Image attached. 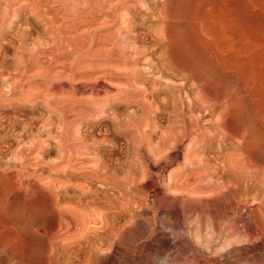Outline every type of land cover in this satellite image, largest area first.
Segmentation results:
<instances>
[{
	"label": "bare ground",
	"instance_id": "1",
	"mask_svg": "<svg viewBox=\"0 0 264 264\" xmlns=\"http://www.w3.org/2000/svg\"><path fill=\"white\" fill-rule=\"evenodd\" d=\"M150 1L152 4H149V0H0V42H2L3 48L6 46L12 50V65L10 68L7 67V71L5 70L6 76H4L5 78L2 77V85L0 86V108L5 107V104H1L5 101H13V103L20 104L19 106H27L30 109L41 106L40 112H38L40 125L34 130L36 133L33 134L35 135L30 142L17 144L18 149L29 150L36 145L39 146L38 150L44 147L45 144L41 140L40 135L42 134L40 133L45 132L51 135L53 126L50 117L53 115L56 116L59 124L55 131L57 133H54L53 136H55V140L56 138L58 140L55 143L59 147V159L63 160L64 164L73 162L71 159L72 148H70L71 150L67 149L65 145L67 143H61L67 131L65 123H67L66 120L69 121L67 119L69 116L74 117L77 114V116L83 114V116H89L88 119L93 118L95 122L106 120L110 124L113 134L115 133L122 140V147L120 145L118 150V154L120 153L122 158L120 160L114 158L112 163H107L100 154V147L106 140L101 141L102 143L98 140L93 142L95 153L91 156L92 164L87 166L86 172H89L86 179L92 181L94 185L93 187L90 186L91 188H86L85 184L82 186L80 184L81 187L78 186V188L79 190L81 188V194L80 197H77L79 190L74 188L76 186L73 183L74 190L78 191L77 194L75 192L77 202L69 204L68 201L67 204L66 201L65 204L55 197L61 196L59 194L61 192L55 194L54 197H51L53 195L51 193L47 204H44L45 206L38 211L43 219L39 223L29 222L26 224V233L22 228L14 230L16 231L15 234H12L13 231L5 232L4 226L5 228L9 227L7 224L13 222L9 221L6 224L5 219L0 218V223L4 221L6 224L2 225L0 234L3 231L9 234L5 237L7 241L8 236L15 235L13 242L12 239L9 243L4 240L7 247L4 248L10 250L11 254L17 246L19 248V245L23 243V237H26L29 245L27 246L30 248V253L27 254L30 255L29 258L25 256L26 254L24 255V252H21L25 245L24 247L21 245L20 251L18 248L16 249L27 259L22 257L21 260H29L28 263L24 261L25 264H172L176 261L177 255L179 256L177 253L179 250H175L177 245L186 250L191 246L183 237L185 232L182 231L183 229L180 230L182 234L179 236L181 237L173 239L174 230L180 228L182 220L187 214H205L208 212L207 214L213 218V222H211L213 224L210 226L213 227V231L211 228L209 229L213 235L212 232L218 231L222 213L226 209H223L216 202L215 197L220 193L232 195V202L229 200L231 198L228 197L227 201L231 203L227 205L234 214L243 210L244 212L250 210L249 205L256 200L264 205V166H262L263 169H260L257 166L260 163H256L258 160H264V147L259 144L260 141H263L264 144V117L263 114L261 116V112H259L260 116L256 115L252 106L253 94L255 93L252 79H246L243 75L245 77L243 83L238 84L239 80L243 78L239 75V69H235L234 64L228 69L227 66H222V63L227 62L224 61V63L221 59L219 63L218 60L221 57L218 59L217 53L215 55L209 51L212 47L203 52L207 53L208 50V58L203 60L205 61L204 64L203 61L200 62L204 65L203 68L199 67L197 70L194 68V70L189 69L190 66L187 69L184 68L185 66L180 67L181 64H174L172 62L173 53L176 50L177 53L182 51H178L181 48H174L175 51L173 52V37L171 35L174 30L171 33L167 31L171 34L169 35L165 30L168 24H164L162 27L165 32H162V29L158 31L157 28L158 21H164V23L169 21V11L167 12L170 5L169 0ZM171 13L170 11L169 14ZM112 27H115L116 30L109 32ZM140 29L141 31L145 30V32H139ZM141 34H148V36L151 34L150 36L156 44L162 43V50L159 52L157 62L153 61L149 52L153 51L151 47L156 44H150V47L143 40L138 41ZM174 43L178 44L176 40ZM170 53L172 57L169 56ZM186 54L188 55L187 52ZM175 55L174 57H176ZM183 56H179V58ZM189 58L194 60L192 55L188 56ZM183 63H186V60ZM218 63L219 66L216 65ZM228 64L231 65L229 62ZM228 67L230 66L228 65ZM110 69H113L114 73L109 74ZM99 70L103 71V74L93 77V73ZM35 76L37 79L43 80L42 82L50 81V84H42L41 82L40 86L44 85L46 89L44 87L42 89L38 86L39 84L36 86L28 83L31 86L27 85V82H31ZM58 80L68 83L67 88L61 90L67 93L66 97L58 96L56 89L60 86H53L51 83ZM78 81L80 84H77ZM89 82L95 83L94 85L91 84L93 85L91 87ZM88 85L92 88L89 90L90 96H88L90 98H77L75 87H80L82 90ZM110 89H114L115 93L109 95ZM100 93L103 94L102 98H100ZM32 112L30 111V113ZM34 114L36 115V113ZM34 114L32 113L33 116L31 117L37 118L38 121L39 118ZM20 123L22 124V122ZM20 123L18 122V125ZM30 123L21 125V130L18 133L23 132L24 134L29 130L30 134L32 132L31 127H34ZM17 127L20 126L16 125L13 128L16 129ZM106 128L107 126H105ZM258 128L260 131L262 129L263 132L261 131L262 133L257 136L255 133L258 132ZM107 130L108 128L104 132ZM256 130L257 132H255ZM15 133L17 134V132ZM72 138L76 139L75 137L70 139L72 140ZM107 143L117 144V142L113 143L109 139ZM55 149L58 153L57 147ZM23 151L20 154H24ZM83 151L81 153L79 151V153L82 154ZM16 152L18 153V151ZM20 154L18 153L17 156ZM37 155H33V158ZM17 156L15 155L16 158ZM257 156L259 157L257 158ZM15 157L12 158L13 161ZM22 157L17 159L20 160ZM24 158L27 160V157ZM35 158H39V156ZM56 158L57 164H54V170L60 165V162L58 163L60 160L58 157ZM20 161L21 164H24L22 160ZM25 161L23 159V162ZM262 161L261 163L264 165ZM82 163L84 162L82 161ZM172 163L176 165L175 170L169 169ZM27 177L31 178L30 176ZM45 183L43 187L49 184ZM9 184L11 185V183ZM7 185L6 182L4 188H7ZM17 187L20 188V185ZM26 188L28 187L26 186ZM54 188L53 190L57 189ZM70 189L67 190L70 192ZM10 192L8 195L12 194V191ZM71 192L70 195L75 196ZM3 195L6 196L7 194H0L2 197ZM26 195L28 194L26 193ZM81 197L84 198L80 200ZM24 198L26 199V197ZM40 199L42 201V198ZM27 204L23 206L27 207ZM260 205L262 206V204ZM11 211L14 212L15 210ZM28 211L31 215L36 216L37 211H34L33 207ZM260 212L263 215L264 212ZM19 213L21 212L19 211ZM23 214L24 212L19 218L22 219L26 215ZM247 214L250 213H246V216ZM255 214L257 213L253 215ZM251 215H249L250 219L251 217L261 218L258 214L254 217ZM0 217H2L1 214ZM257 218H254L256 222L259 220ZM251 221L249 219L243 220L245 226L243 223L242 225L247 227L246 225H250ZM44 222L47 224V228L43 225ZM207 222L209 221L207 220ZM262 222V231L257 229V226L261 227L260 221V223L257 222L259 225L256 224V230L254 228L249 234L246 232L247 229L241 231L240 227L238 230L240 232L238 234L237 231L236 234L238 235L235 237L240 236L241 241L243 238H249L246 242L253 240L255 246L257 241L255 239H258L257 243L264 244V221ZM207 224L204 223L203 225ZM254 224L252 223L250 226ZM203 225L200 224V227ZM200 227L198 230L201 229ZM134 228L139 233V237L137 233V238L133 237L134 232V234L131 233ZM205 229L208 230L207 227ZM205 229H201L203 233ZM4 232L3 235H5ZM204 234L203 236L198 234L195 237L196 241L199 239L198 236L200 238L202 236L204 240L209 238L205 237ZM192 236L194 237V234ZM191 237L190 239L193 238ZM215 237L218 236L215 235ZM0 238L2 240L0 242L3 244V238ZM12 238L14 237L12 236ZM195 238L193 239L195 240ZM19 240H22L21 244H19ZM18 241L19 245L17 244ZM207 241V245L205 244L203 249L209 251L213 246L210 241ZM227 242L223 245L226 246ZM197 243L199 244V240ZM208 244L211 245L210 249ZM222 247L220 245V250H223ZM1 250H3V246ZM189 250L191 252V249ZM181 251L179 253L183 252ZM194 251L192 250V252ZM201 252L203 253V251ZM214 254L218 257L223 255H218L215 251ZM18 255L20 256V253ZM15 256L18 258L17 255ZM220 257L222 258V256ZM220 257L218 259L221 261ZM10 258V262H3L13 264L15 257L11 256ZM219 260L218 262H220Z\"/></svg>",
	"mask_w": 264,
	"mask_h": 264
},
{
	"label": "rangeland",
	"instance_id": "2",
	"mask_svg": "<svg viewBox=\"0 0 264 264\" xmlns=\"http://www.w3.org/2000/svg\"><path fill=\"white\" fill-rule=\"evenodd\" d=\"M169 3H170V5H171V3L173 5V6L172 5L170 6L168 4L169 5V8H168V10L166 9L167 12L169 11V13H170V11H171L173 13V15H172V13L171 14L168 13V17H169V21L170 22L168 20L165 21V23H164V21L163 22L158 21L159 24L157 25V28L159 29L158 31H160L162 29L161 30L162 32H165V30H166V33H168L169 31H170L169 33H171L174 30L172 32V35L168 33L169 35H171L173 37V52L175 51V49H178V48H181V49H178V51H181V50L182 51L180 53H177L176 52L177 50H176L173 53V57L177 53L178 54V58H177V54L175 55L176 57L173 58L172 57V54L170 53L169 56L172 57V62L174 64L176 63L177 65L178 64L179 65L181 64L180 67H182V66L184 67L185 66L184 68H187V67L190 66L191 68L189 67V69H194L195 68L197 70V68L199 69V67H202L203 68L204 65H202V63H200V62H202L203 60H205L206 57L208 58V55H207L208 50H207V53H203V52H206V51H204L205 49H208V48L212 47L213 49L210 48L209 51L213 52L214 54L217 53L218 59L221 57L220 60H218L219 63L221 62V59H222L223 62L225 61L227 63L228 62L231 63V65L228 64L230 67H228L227 63H225V62H224L225 64L222 63V66H225V67L227 66L226 68L228 69V68H231V66H233V64H234V67L236 66L235 69H237V70L239 69L238 70V71H240L239 72V75H240V77H243V78H241L239 80V83L238 84H242L243 81H244V79H245V77H246V79L247 78L252 79L251 82L253 81L252 84H254L253 86L255 87V89H253L255 93L253 94V104H252V106H253V109H254L256 115H259L260 116L259 112H261V116L263 114V117H264V0H169ZM149 4H152V1L149 0ZM168 5H167V7H168ZM171 7H172V10H170ZM164 24H166V25L168 24L166 26V29L165 30L162 28L164 26ZM159 26H160V28H159ZM170 27L171 28L173 27V29H171ZM114 30H116V28L115 27H112L109 32L114 31ZM205 30H207V31H205ZM139 32H141V33L143 32L144 33L145 30L141 31V29H140ZM174 32L175 33L178 32V33L175 34ZM179 34H180V37H179ZM150 35L148 36V34L147 35L141 34L140 35V38H138V41L141 42L143 40V42H145L146 45H148V46L151 47V45L153 43L154 44H156V43H155V41L153 40V38ZM144 39H146V40H144ZM174 40H176V42L178 44H175L174 43ZM224 42H226V43H224ZM2 45H3L2 42H0V76H1L0 77L1 78L0 79V86L2 85V83H1L2 82V77L6 76L7 67L10 68L11 65H12V63H11L12 62V56H11L12 55V50L9 47L7 48L6 46H4L5 48H3ZM180 45H181V47H179ZM161 46H162V43L161 42L158 43V44H156V45H154V47H156L157 49L154 48L153 45H152L151 50H153L155 53L153 51H149L148 50L151 53V54L150 53L149 54L152 55L151 57H152V59H153L154 62H157L156 60L158 58V55L160 54L159 52L162 50L161 49ZM218 46H219V48H218ZM158 47H160V48H158ZM182 48L184 49V51L185 50L186 51L184 52ZM7 49H9V50H7ZM225 51H227V52H225ZM186 52L188 53V55L186 54ZM191 55H192V58L195 61L194 60L192 61L191 58L188 59V56H191ZM219 55H221V56H219ZM179 56H183L184 58L183 57H180L179 58ZM236 57H237V59H236ZM248 57H249V59H248ZM175 58H177V59H175ZM178 59H180L179 62H177ZM185 60H186V63H183V62H185ZM204 62L205 61H203V64H204ZM219 63L216 64V65L219 66ZM7 65H9V66H7ZM113 71H114L113 69H110V71H108V73L109 74L114 73ZM102 72L103 71L99 70V71H96L95 73H93V75L92 74L91 75L93 77H96L97 75L100 76ZM34 78H36V79H34ZM34 78H33V80H31V82H27V85L28 86L36 85V84L37 85L39 84L38 86L41 85V82L43 80H40L39 78L37 79L36 76ZM106 78L108 79V77H106ZM241 80H242V82H241ZM79 82L80 81H78L77 84H80ZM222 82H223V79H222ZM28 83L31 84V85H29ZM45 83L46 84H48V83L50 84V81L42 82V84H45ZM51 83H52L53 86L54 85L55 86H60L59 88L57 87V89H56L58 91L57 92V95L58 96L61 95L60 97H62V98L64 96L66 97L67 93L65 91H61V90L62 89L65 90L67 88V86H68V83H66L64 81H60V80H58L56 82H51ZM94 83L91 82L90 85L91 84L94 85ZM93 85H91V87ZM40 87H42V89H44V88L46 89V87H44V85H42ZM91 87L88 85L85 88L86 90L85 89H82L81 90L80 87L79 88L78 87L77 88L75 87L74 90L76 92V97L77 98H81V99H86V97L87 98H90L89 97L90 96V94H89L90 91L89 90L92 89ZM0 89H1V87H0ZM114 93H115V90L114 89H110V91H109L108 94L109 95H112ZM79 95H80V97H79ZM102 95L103 94L100 93V98H102L101 97ZM1 104H3V105L5 104V107L4 108H2V107L0 108V176H1L0 177V190L2 188L1 191H3L2 193L0 191V194L2 195V194L5 193L7 195L6 196L3 195L4 198L2 196H0V199L3 198L2 200H0V204H4L2 206L0 205V208H1L0 209V214L2 216L0 218L5 219V223L6 224L9 221L10 222H13V223L12 224L11 223L7 224V226H9V227L11 226L12 228L11 227L10 228L9 227H6L5 228L4 225H6V224H4V221H1V223H0V229H2L3 226H4V229L3 230L6 229L5 232H7V233H10V231L11 232L13 231L12 234L13 233L15 234L16 231H14V230H18L20 228H22V230L26 233L27 232V228H26L27 225L26 224H28L29 222L39 223L41 221V219H43V218L41 217L42 215L38 213V211L40 210L41 207H44L47 204V201L50 199V196L52 194L53 195L51 197H54L55 194L57 195L59 192H61V193H59L61 196H58L57 195L55 197L59 198V200L61 202H64L65 204H66V201H67V204L69 202H70L69 204H72V203L77 202V197H80V194H81V191L80 190H81V188H80V190L78 188V186H80V184H81V186L85 184L86 188H91L90 186L93 187L94 184L92 183V181L90 182L89 179H86L87 176H88L87 173L89 172V171L86 172V170H88L87 166H90L92 164V161H90V160H91L92 154L95 153L94 144H93V142L95 140H98L100 142L101 141L103 142L104 140H106V141H104L105 143L102 144V146H101L102 149L100 147V154H101L102 158L105 161H107V163L114 162L113 161V160H115L114 158H116V159L118 158L119 160L122 158V156L120 155V153L118 154L119 146L121 145V147H122V140L119 139L118 136L115 133L113 134V131L110 128L111 127L110 124L106 120H101V121L99 120V122L98 121L95 122L93 118L92 119H88L89 116H86V115L83 116V114H81V116H80V114H79V116H77L78 114L76 116H74V117L71 116L72 118L69 116L70 119L67 118L69 121L66 120V122L67 123L69 122L68 124L70 126L67 123H65V125L67 127V131H66L67 134L65 133V137H63L64 138L63 139L64 141L61 140V143H64V142L67 143V144L64 143L66 145V148L67 149L72 148V151H71V159H72V161L74 163L71 162V163L64 164V161L63 160L61 161V159H59V149H58L59 147L56 144L58 140H57V138L55 140V136H53L54 133H57L55 131L57 130L56 128L59 125L58 124V120H57V118H56L55 115H53V117H50L51 118L50 121L52 122V126H53L52 127L51 135H48L45 132L40 133V134H42V135H40L41 136V140L43 141V143L45 144L46 147L44 146L45 148L42 147V148H39V150H38L37 148L39 146L37 147V145H36V147L31 148L32 150L31 149H29V150L27 149V150H24L23 151V149H21L24 154H20V153H22V151L20 149H18L19 148V146H18L19 143L20 142L21 143L30 142V140L32 139L33 135H35V134H33L35 132L34 130H36L39 127V125H40V117H38V112H40L39 110H40V107L41 106H37V107H35L33 109H30L27 106H19L20 104L13 103V101H5V102H2ZM8 104H11V105L10 106H7ZM30 111L31 112L33 111L32 112L33 114L36 113V115L35 114L34 115L39 118V120H38L39 122L37 121V118L35 119V118L31 117L33 115H32V113H30ZM52 118H53V121H52ZM158 118H160V117H158ZM18 122L19 123L22 122V124L20 123L18 125ZM27 122L28 123L31 122L32 123V124L30 123L31 126L34 125V127L32 126L33 128L31 127V130H32V132H30L31 135L29 134V130L26 131V133L24 132L25 135L23 134V132H20V134H19L18 132L21 130V125H25V124H27ZM53 123H54V125H53ZM16 125L17 126H20V127H17L16 129L13 128L14 126L16 127ZM105 126H107V128H108L107 132H104L107 129V128L105 129ZM109 128H110V130H109ZM13 131L17 132V134L15 132L13 133ZM111 131H112V134H111ZM261 131L263 132L262 129H261ZM261 131H260V128H258V132L256 130L255 132H257V133H255V134L258 136L260 133H262ZM107 133H109V134H107ZM43 134H44V136H43ZM22 135H23V138H22ZM26 135H28L29 137H27ZM55 135H57V134H55ZM76 135H79V136H76ZM51 136H52V138H51ZM24 137H26V138H24ZM48 137H49V141H48ZM53 137H54V139H53ZM71 137H75L76 139L72 138V140H71L70 139ZM103 137H105L106 139L103 138ZM16 139H18V140H16ZM50 139H53V141H50ZM78 139H80L81 141L80 140L78 141ZM108 139L111 142H113V143L114 142H117V144L116 145L115 144L114 145L113 144H108L107 143ZM111 139H113V140H111ZM17 141H18V143H17ZM45 141H46V143L48 142L47 145L50 146L49 148L46 145ZM262 142L260 141L259 144L262 147H264V144ZM55 147H57L58 153L56 152ZM74 149H75V151H73ZM13 150H15V151H13ZM44 150H45L46 153L44 152ZM16 151H18V153L20 154L19 156H17L18 153ZM26 151H27V153H25ZM79 151H80V153L83 151V153L85 152V154H83V153L80 154ZM33 152L36 155L38 154L37 156H39V158H35L37 156H34V158H33V155H35ZM13 153H14V155H13ZM12 155H13V157H15V155H16L18 159H19V157L23 156L20 160H22V163H24V164H21V161L18 160L16 157H15L16 160L14 158V161H13ZM72 155H73V157H72ZM77 155H78V157H77ZM117 155H120L121 157L120 156L118 157ZM24 157H27V160L28 161ZM55 157H58V160H60V161H58V163L60 162V165H59V167L57 169L54 170V164L55 165L57 164L55 162V160H57V158L55 159ZM258 157L259 156H257V158ZM41 158L43 159V161H41L42 160ZM257 158H256V160H258ZM23 159H24V161L26 160L27 162L26 161L23 162ZM259 159H261V158H259ZM9 160L10 161L12 160V161L10 162ZM52 160H54V161H52ZM82 161L84 163H82ZM261 161L260 160L256 161V163H258V162L260 163V164H257L258 168H260V169L262 168V166H264L261 163ZM34 162H36V163H34ZM53 162H55V163H53ZM262 162H264V160ZM68 164H69V166H68ZM81 165H82V167H81ZM61 166H63V167H61ZM70 166H71V168H69ZM52 167H53V169H52ZM76 167H78V168L76 169ZM171 168H172V170H175L176 169V165H173V163H172V165H171V167L169 169H171ZM27 176H30L32 179L34 178V180H31V178H28ZM9 179L11 180V182H9L10 181ZM20 179H21V181H20ZM37 180L41 181L42 183L43 182L44 183L47 182L50 185L48 184L47 186L43 187L44 186V183L42 184L40 182L41 183L40 184L39 181H37ZM2 181H3V183H2ZM30 181H33L34 183L33 182H30ZM62 181H64V182H62ZM6 182L8 183L7 188H9V189L4 188V187H6ZM15 182H16V184H15ZM18 182H19V185H20V188L21 189L19 187H17V186H19L18 185ZM26 182H28V183H26ZM51 182H53V183H51ZM87 182H89L92 185H90ZM9 183H11V185ZM47 183H45V184H47ZM54 183H55V185H54ZM73 183H74V186H76V187L73 186ZM24 184H26L25 187H23ZM29 184H30V186H29ZM34 184L36 186H38V187L40 186L39 187L40 189L38 187L35 188L36 186ZM70 184H72V185H70ZM9 185H10V187H8ZM26 186L29 189L26 188ZM52 186H53V188L55 187L54 189L57 188L58 191H56L57 189L56 190H53ZM61 187H63V188L61 189ZM73 187L75 189L78 188V190H79V192L77 191L79 193L77 197H76L77 192H76V190H74ZM30 188H31V190H30ZM64 188H66V189H64ZM6 189H7V191H6ZM24 189H26V190H24ZM27 189L29 190V192H27L28 191ZM46 189L47 190L49 189V190L47 191ZM67 189L68 190L70 189V192L73 191V192H71V194H73L75 196L70 195V192ZM19 190L24 191V192H20ZM40 190L41 191L43 190V191L41 192ZM59 190H63V191H59ZM10 191H12V194L11 195L10 194L8 195V193ZM64 191H65V193L67 192V194H65ZM25 192L28 195H26ZM30 192H31V194H29ZM32 192H33V195H32ZM49 192H50V194H49ZM75 192H76V194H75ZM20 193H22V194H20ZM44 193H45V196H43ZM18 194H20V195H18ZM30 195H31V197H30ZM38 195H39V197H38ZM5 197H7V198L5 199ZM24 197H26V199ZM61 197H63V198H61ZM73 197H75V198H73ZM228 197L231 198V199H229ZM40 198H42V201H40L41 200ZM82 198H84V197H81L80 200ZM44 199H46V200H44ZM215 199L217 200L216 202H218V204L220 206H222L223 209L226 208L225 211H224V213H222V218H221V222H220L219 227H218V231H214L215 233L212 232L213 235L215 234L218 237H215V235L213 237V235L211 234V232H209L210 231L209 229L211 228L210 226L213 224V223H211V222H213V218L211 217L210 214L209 215L207 214L208 212H206L205 214L204 213L203 214L202 213H198V214L197 213L196 214L190 213V214H187L184 217V219L182 220V223H181L180 228L179 229L177 228V229L174 230V232H173V239H175L177 237L180 238L181 236H179V235L182 234L180 232V230L183 229L182 231H185L183 233V237H184V239H186V242L189 245H191V246H189V248H187V250H188L187 251L186 249H183V248H181V246L177 245V247H175V250L176 251L179 250L177 252L179 254V256L177 255V257H179V258L176 257V259H175L176 261L172 262V264H182L183 261H184L183 264H186V263L188 264L189 262H190L189 264H207V263L208 264H211V263L212 264H216V263H218V264H264V248H263L264 247L263 246L264 244H262L261 242H260L261 244L259 242L257 243L258 239H255V241L257 240L256 241V246H255V242L253 240H250L252 244L250 243V241H247L246 242V240H249V238L248 239L247 238L246 239L243 238L244 241L243 240L241 241V237L240 236H239L240 238L238 236L235 237V235H238L239 234L240 231H238V230L240 229V227H241V231L247 229L246 232L249 234L252 230H254V228L256 230V226L259 225V224H257V222L260 223V221H261V223H260V226L261 227L259 228V226H257V229H258V231H260V230L262 231L263 225H261V224L263 223L262 221H264L263 220L264 219V216H263L264 215V213H263L264 212V208H263L264 205H263V203H261V202L259 203V202H257V200L256 201L254 200L256 203L253 201L254 203H252V204L249 205L250 207H248V208L250 210H245V212L243 210V211H240V212L234 214L230 209H228L229 208V205H227V204H230L232 202V195L231 194L220 193L217 197H215ZM228 199L231 200V202L230 201L228 202L227 201ZM44 201H46V202L44 203ZM1 202H3V203H1ZM24 202H25V204H24ZM39 202H41V203H39ZM225 202H227V203H225ZM15 203L16 204L19 203L17 207H16V204ZM27 203H29V204H27ZM26 204H27V207L26 206L24 207L23 205H26ZM260 204H262V206ZM35 205H36V207H35ZM37 206H39V207H37ZM2 207H4V208H2ZM32 207L34 208V211H37L36 216L35 215H31L30 212L28 211ZM17 208H19V209H17ZM22 208H23V210H22ZM25 209H27V210H25ZM246 209H247V207H246ZM254 209H256L258 211L260 209V211H263L262 212L263 215L261 214L260 211L258 212V211L254 210ZM3 210H4V212H3ZM11 210H15V211L13 212ZM19 211L21 213L24 212L23 215L26 214L25 216H23L22 219L19 218V216L21 215V213H19ZM9 212H10V214H9ZM12 212H13V214H12ZM251 212L252 213L253 212L254 213H257L261 218L254 217L257 214L253 215L254 213L252 214ZM246 213H250V214H247L248 217L246 216ZM238 214H240V215H238ZM241 214H242V216H241ZM251 214L253 215L254 218H257L259 220H257V222H256V220L254 218L251 217V219H250L249 218V215H251ZM14 216H16V217H14ZM32 216H34V217L32 218ZM244 216H245V218H244ZM262 216H263V218H262ZM194 217H195V219H194ZM247 219H249V221L252 220V221L256 222L257 225L254 224V222L251 221L250 222V225L253 223L255 226L254 225H252V226L246 225L247 227H244L245 226V223L243 222V220L246 221ZM6 220H8V221H6ZM207 220L209 221V222H207L208 224L206 223ZM240 220H242V221H240ZM25 221H26V223H25ZM199 223L201 224V226L204 223L207 224L205 226L208 228V230L205 229L206 227L204 225H203V227H200V224ZM242 223L244 224V226L242 225ZM43 225L46 226L47 224H45V222H44ZM198 226L201 229L203 228V230L205 229V231H206V232L204 231L205 234L203 233V231L201 229L200 230L202 232L200 230H198L199 229ZM13 228H15V229H13ZM45 228H47V226ZM212 228H211V230L213 231ZM132 230L133 231L131 233H133V232L135 233V235L133 237L137 238L136 236H137L138 230H136L135 228L132 229ZM187 231H189V233H187ZM3 232H1V234H0V237L3 238V241L5 240L6 243L11 242V239H12V242L14 241L13 239H15V235H12L11 234L14 238H12V236H8V238H7L8 241H7L5 239V237L7 235H9V234H7V233L4 232L5 235H3ZM218 232H220L219 235H218ZM236 232L238 234H236ZM231 233H233L234 235H232ZM193 234H194V237L192 236ZM198 234L199 235H202V236L204 234L205 237H209V238H205L204 237L205 240L206 239L207 240L209 239L208 241L206 240L207 242H209L210 240H213V239L215 240V241L214 240L213 241H210L211 242V245L213 246L211 250L206 251L205 249H203V247H205L206 241L204 239H202L203 238L202 236H201V238L198 236V238H199L198 239L199 240V244L200 243L201 244L199 245L197 243L198 240L196 241V238L195 237ZM1 235H3V236H1ZM187 235H188V237H187ZM189 236L190 237L192 236L193 238H195V240L192 237L191 238L193 240L190 239ZM231 236H232V238L235 237L236 239L233 238V240H232ZM138 237H139V233H138ZM23 239H24V241L22 243V240ZM23 239L21 241L19 240L20 243L18 241L17 244L18 243L19 244L22 243L21 245H23V247L25 245V248H26V246L28 245V241H27L26 237L25 238L23 237ZM25 239H26V241H25ZM0 240H1V238H0ZM17 240H18V238H17ZM201 240H202V242H200ZM5 241L3 242V244H2V242H0V245H1L0 248L1 249H2V246H3V250L0 249V251L3 252V253L0 252V258H1L0 259V264H3L5 262H7V263L10 262V260H11L10 257L11 256L12 257L13 256L15 257L13 260L18 261V262L13 261L14 262L13 264H25V263H28L29 262V260L26 261L27 260L26 257H23V254L21 253V252H24V255L26 254L25 256H28L27 254H28V252L30 250V248L28 247L29 245L25 249V248H22V246L18 244L19 245V248L17 246L16 249L18 248V250L20 251L21 250L20 247H21L22 248L21 252H19L18 250L15 249V251H17V252L13 251L12 252L13 254H11V251L8 250V249H6L7 247L5 246L6 245ZM204 241H205V243H204ZM227 241H230V242H227ZM232 241H234V242H232ZM235 241H237V242H235ZM252 241L254 242V244H253ZM225 242H227L226 246L223 245V244H225ZM240 242H242V243H240ZM24 243H27V244H24ZM249 244H251V245H249ZM211 245H209V247H208L209 249L211 248L210 247ZM220 245H221V247L223 245V247H222L223 250H220L221 249V248H219ZM227 246H228V248H227ZM4 247H6V248H4ZM176 248H179V249H176ZM214 248H215V250H214ZM216 248H217V250L219 252L216 250ZM189 249H191V252H190ZM197 249H198V251H197ZM200 249H202L201 251H203V253L201 251H199ZM192 250L193 251L195 250L196 252L195 251L192 252ZM180 251L183 254L182 253H179ZM214 251L216 253H218V255L223 254V255H220V256H222V258L219 256L221 258V261L218 259L219 257L214 254ZM18 253H20V256L18 255ZM193 253L196 254V255H194ZM7 254H8V256H7ZM14 254L17 255L19 259L16 258V256ZM197 255L198 256L201 255L200 256L201 258L198 257ZM202 255L207 256V257H204ZM29 256H28V258H29ZM22 257L25 258L26 260H21ZM198 258H200V259H198ZM6 259H7V261H6ZM204 260H206V261L204 262ZM218 260L220 262H218ZM3 261H5V262H3ZM24 261H25V263H24ZM209 261H211V262H209ZM7 263H5V264H7Z\"/></svg>",
	"mask_w": 264,
	"mask_h": 264
}]
</instances>
